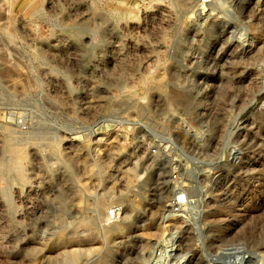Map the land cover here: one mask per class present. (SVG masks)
<instances>
[{"label":"rangeland","instance_id":"rangeland-1","mask_svg":"<svg viewBox=\"0 0 264 264\" xmlns=\"http://www.w3.org/2000/svg\"><path fill=\"white\" fill-rule=\"evenodd\" d=\"M9 144L0 264H264V0H0Z\"/></svg>","mask_w":264,"mask_h":264},{"label":"bare ground","instance_id":"bare-ground-1","mask_svg":"<svg viewBox=\"0 0 264 264\" xmlns=\"http://www.w3.org/2000/svg\"><path fill=\"white\" fill-rule=\"evenodd\" d=\"M156 11H160L161 12V22L162 23H166V24H169V19H167V17L171 14L170 12V9L167 8V6H163L161 4H158L156 6ZM130 14V12H129ZM149 14V12L147 13L146 12V15ZM124 15H128V13H124ZM133 20V19H132ZM135 22H133L130 26L133 27V29L135 30H138L141 34H146L148 31L145 30V28H143L141 26V22L140 21H136L134 19ZM159 23V21H158ZM154 24V23H153ZM153 24H152V27H153ZM157 24V23H155ZM159 25V24H158ZM156 25V26H158ZM150 27V26H149ZM123 28H126V25L124 24L123 25ZM156 28V27H155ZM154 28V29H155ZM153 29V30H154ZM134 30V31H135ZM157 30V28L155 29ZM159 30V29H158ZM158 33V32H157ZM156 33V34H157ZM160 36H155V43L153 45H150L148 44V40L144 43H142V45L138 46L139 49H141L142 51H145V52H148L149 54L151 55H155L156 53H162V50H163V46H162V43L160 41ZM153 38V39H154ZM132 40V39H131ZM136 40V39H135ZM144 40V39H143ZM135 43V42H134ZM133 43V44H134ZM150 43V42H149ZM164 44V43H163ZM136 45V44H135ZM133 46V45H132ZM135 48V47H134ZM137 48V47H136ZM137 51V50H136ZM140 51V50H139ZM123 53V52H122ZM121 70H122V66H121ZM123 71V70H122ZM6 144V143H4ZM7 146V145H6ZM4 148V147H3ZM5 150V149H4ZM4 152V151H3ZM24 161H25V157L22 156L21 152L15 147V146H12V145H8L7 146V151L4 152V155H2L1 159H0V177L5 179V181L7 180L10 184L14 183L17 179L21 181V183H23V181H25L26 178V175H25V170L23 169V165H24ZM18 168L16 169L18 171V173L16 174V176H14L11 172V170H14V168ZM15 170V172H16ZM25 171V172H24ZM14 172V173H15ZM25 183V182H24ZM30 184V183H29ZM13 186V185H12ZM4 188V187H3ZM2 188V190H3ZM8 187H6L7 189ZM1 190V191H2ZM5 190V188H4ZM4 193V192H3ZM2 193V194H3ZM1 194V195H2ZM23 194V193H22ZM4 200H10L12 199V194L10 193V191H6L4 193ZM3 199V197H2ZM9 210V209H8ZM20 218V217H19ZM7 221V219H6ZM3 223V222H2ZM249 228V227H248ZM17 230V229H16ZM2 232V231H1ZM4 236V235H3ZM5 237V236H4ZM6 249V248H5Z\"/></svg>","mask_w":264,"mask_h":264},{"label":"built area","instance_id":"built-area-1","mask_svg":"<svg viewBox=\"0 0 264 264\" xmlns=\"http://www.w3.org/2000/svg\"><path fill=\"white\" fill-rule=\"evenodd\" d=\"M111 215H112V213H111Z\"/></svg>","mask_w":264,"mask_h":264}]
</instances>
